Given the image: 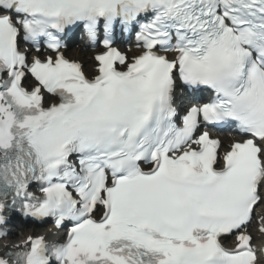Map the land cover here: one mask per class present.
I'll return each mask as SVG.
<instances>
[{
    "label": "snow or ice",
    "instance_id": "6c2138e0",
    "mask_svg": "<svg viewBox=\"0 0 264 264\" xmlns=\"http://www.w3.org/2000/svg\"><path fill=\"white\" fill-rule=\"evenodd\" d=\"M261 204L264 0H0V264H257Z\"/></svg>",
    "mask_w": 264,
    "mask_h": 264
},
{
    "label": "bare ground",
    "instance_id": "6f19581e",
    "mask_svg": "<svg viewBox=\"0 0 264 264\" xmlns=\"http://www.w3.org/2000/svg\"><path fill=\"white\" fill-rule=\"evenodd\" d=\"M82 43L81 42H77L76 43V48L73 49L71 48L70 50H68L69 52V55H71V57L73 59H75L76 61L78 62H81L82 65H83V69L87 72L91 69V66H92V62L91 59H87L88 57V53L87 52H84L82 50H80L82 48ZM230 135H220L218 136V138H220L222 141H224L225 143H227L229 141V139L232 138V136ZM261 206V205H260ZM262 210L264 211V208L263 207H259L257 209V212L259 214V211ZM23 229V228H22ZM34 232V233H38V234H44V236H49L51 234V232L49 231L48 228H39V229H35V230H22L20 231L18 237L14 240V239H11V236H8V239L7 240H1L0 241V254H2L5 250V246L7 247H12L13 245H19L22 243V241H19L18 240L21 238V239H25L27 236L30 235V232ZM249 231V234L253 237V240L254 242H260L261 244H264V237L262 235H259L257 233V231L254 229L252 230L251 228L248 230ZM23 235L22 237L20 235ZM14 240V241H12Z\"/></svg>",
    "mask_w": 264,
    "mask_h": 264
},
{
    "label": "rangeland",
    "instance_id": "374dc122",
    "mask_svg": "<svg viewBox=\"0 0 264 264\" xmlns=\"http://www.w3.org/2000/svg\"><path fill=\"white\" fill-rule=\"evenodd\" d=\"M87 59L89 60L90 57H89V58L87 57ZM22 230H23V229L21 228L20 231H22ZM18 234H19V232L15 231V233H13V235H12V238H16V237L18 236Z\"/></svg>",
    "mask_w": 264,
    "mask_h": 264
}]
</instances>
